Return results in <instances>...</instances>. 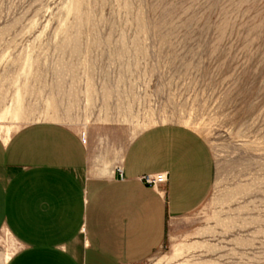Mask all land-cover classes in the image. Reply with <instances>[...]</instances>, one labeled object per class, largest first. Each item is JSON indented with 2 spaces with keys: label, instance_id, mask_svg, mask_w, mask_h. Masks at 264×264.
<instances>
[{
  "label": "rangeland",
  "instance_id": "rangeland-1",
  "mask_svg": "<svg viewBox=\"0 0 264 264\" xmlns=\"http://www.w3.org/2000/svg\"><path fill=\"white\" fill-rule=\"evenodd\" d=\"M46 120L191 128L211 190L141 264H264V0H0V136Z\"/></svg>",
  "mask_w": 264,
  "mask_h": 264
},
{
  "label": "crops",
  "instance_id": "crops-1",
  "mask_svg": "<svg viewBox=\"0 0 264 264\" xmlns=\"http://www.w3.org/2000/svg\"><path fill=\"white\" fill-rule=\"evenodd\" d=\"M123 125L79 131L46 120L0 136V231L16 245L5 264H141L168 222L206 199L214 163L199 134L161 123L120 149ZM98 151L122 154L103 165Z\"/></svg>",
  "mask_w": 264,
  "mask_h": 264
},
{
  "label": "built area",
  "instance_id": "built-area-1",
  "mask_svg": "<svg viewBox=\"0 0 264 264\" xmlns=\"http://www.w3.org/2000/svg\"><path fill=\"white\" fill-rule=\"evenodd\" d=\"M118 173H121V170L118 169L117 170ZM144 183L149 184V185H155V183L157 182L155 178L151 177V176H145L141 179Z\"/></svg>",
  "mask_w": 264,
  "mask_h": 264
}]
</instances>
